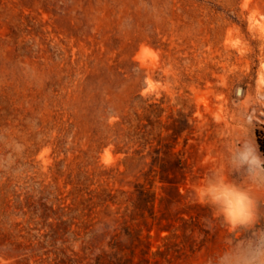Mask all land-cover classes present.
<instances>
[{
	"label": "rangeland",
	"instance_id": "1",
	"mask_svg": "<svg viewBox=\"0 0 264 264\" xmlns=\"http://www.w3.org/2000/svg\"><path fill=\"white\" fill-rule=\"evenodd\" d=\"M258 83L264 0H0V264H205L232 229L192 191Z\"/></svg>",
	"mask_w": 264,
	"mask_h": 264
},
{
	"label": "clouds",
	"instance_id": "2",
	"mask_svg": "<svg viewBox=\"0 0 264 264\" xmlns=\"http://www.w3.org/2000/svg\"><path fill=\"white\" fill-rule=\"evenodd\" d=\"M264 84H257L237 101L235 128L224 137L223 169L212 167L195 186V202L207 206L212 217L232 231L222 249L205 264H264V220L257 212V193L264 192V152L249 131L264 120ZM0 144L9 152L20 153L23 145L0 131ZM10 155L0 156V165H9Z\"/></svg>",
	"mask_w": 264,
	"mask_h": 264
},
{
	"label": "trees",
	"instance_id": "3",
	"mask_svg": "<svg viewBox=\"0 0 264 264\" xmlns=\"http://www.w3.org/2000/svg\"><path fill=\"white\" fill-rule=\"evenodd\" d=\"M125 117L124 115H122V119L121 121H116L113 125H108V127L110 129L113 128V131L115 133V135H117V137H120V135H126V136H131V139H134L135 141H139V138L143 139V144H146L149 142V140L147 138H144L145 133L144 132H140V130H137L136 128H134L133 130L127 129L124 130L122 124L125 122ZM129 123L128 128L132 127V122L131 120L127 119L126 120ZM256 140H257V144L259 146V150L261 152H264V129L263 128H256ZM155 151L156 154L153 155V159L151 161V165L155 166V163H158L159 160L162 158L160 155V147H155ZM138 190V194L136 196V200L133 201V205L135 207H145L146 204L148 202H150L151 200H153L152 194H150L148 192V190L143 186V185H139V188H137ZM129 227L130 230H128L129 234H131L133 237L139 239L138 236V231L137 230H133L130 226ZM116 245V244H115ZM113 245V246H115ZM121 249V248H119ZM122 256L119 254L118 251H111V252H105L103 254H100L98 256H96L95 258V262L94 264H119L122 263ZM55 264H60V263H55ZM64 264V263H62Z\"/></svg>",
	"mask_w": 264,
	"mask_h": 264
},
{
	"label": "bare ground",
	"instance_id": "4",
	"mask_svg": "<svg viewBox=\"0 0 264 264\" xmlns=\"http://www.w3.org/2000/svg\"><path fill=\"white\" fill-rule=\"evenodd\" d=\"M141 47V46H140ZM139 47V48H140ZM144 48H146V46H144ZM144 48H142L140 51H138V56H141L142 55V52H143V50H144ZM148 49V48H147ZM149 49H152V47L151 48H149ZM142 61H143V59H142ZM144 62V61H143ZM154 84H155V82H154ZM150 85H152V84H150ZM156 86V85H155ZM151 87V86H150ZM241 90H239V92H240ZM104 153V152H103ZM102 153V154H103ZM109 153V151H108V149H106V152L103 154L104 156L106 155V154H108ZM106 157V159L109 157V154H108V156H105ZM104 158V157H103ZM110 159V158H109Z\"/></svg>",
	"mask_w": 264,
	"mask_h": 264
},
{
	"label": "water",
	"instance_id": "5",
	"mask_svg": "<svg viewBox=\"0 0 264 264\" xmlns=\"http://www.w3.org/2000/svg\"><path fill=\"white\" fill-rule=\"evenodd\" d=\"M240 88L238 89V92H239Z\"/></svg>",
	"mask_w": 264,
	"mask_h": 264
}]
</instances>
